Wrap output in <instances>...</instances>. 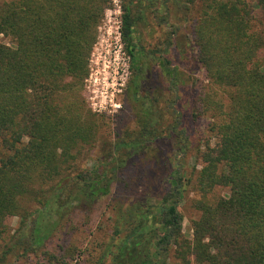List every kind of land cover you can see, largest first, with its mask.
<instances>
[{"label": "trees", "instance_id": "obj_1", "mask_svg": "<svg viewBox=\"0 0 264 264\" xmlns=\"http://www.w3.org/2000/svg\"><path fill=\"white\" fill-rule=\"evenodd\" d=\"M173 3L194 20L196 62L210 82L192 93L193 121L208 115L211 122L191 171L185 160L193 146L180 111L166 127L176 153L143 151L163 132L144 103L134 106L137 131L106 142L93 166L78 162L103 125L82 89L112 0H0V35L10 39L0 42V264H71L80 251L56 237L114 189L111 232L86 264H168L169 257L176 264H264V33L248 0ZM256 4L264 17V0ZM134 5H122L120 34L136 70L128 86L136 101L145 47ZM176 43L173 32L158 57L172 86L182 76L171 63ZM173 91L178 102L180 87ZM188 187L199 195L190 238L180 211ZM217 187L228 191L214 197ZM11 216L18 217L14 229Z\"/></svg>", "mask_w": 264, "mask_h": 264}, {"label": "rangeland", "instance_id": "obj_2", "mask_svg": "<svg viewBox=\"0 0 264 264\" xmlns=\"http://www.w3.org/2000/svg\"><path fill=\"white\" fill-rule=\"evenodd\" d=\"M125 1L112 0L111 7L105 11V16L99 25L97 40L91 52L89 75L84 81L82 97L87 108L99 117L103 125L100 126L98 139L78 154V162L82 168L93 166L105 154L103 148L106 142H116L119 137L126 135V132L137 131V126L140 124L139 112L134 106L140 104L142 107L144 103L145 106L142 108L151 115L152 126H159L163 132L162 136L155 139L150 147L143 151L150 156L156 151L160 156L165 154L173 156L176 153L177 139L167 135L166 127L173 125L176 118L175 111H180L184 128L193 146V150L185 160L187 169L191 171L195 163L194 151L199 142L207 138L208 126L211 122L208 115L201 117L197 122L192 119L191 99L194 87L210 86L204 70L196 62V48L192 34L194 20L186 17L173 0H169L166 7L163 5L164 0H135L136 15L142 17L138 19L137 28L145 52L139 62L142 72H140L138 100L133 101L127 88L136 70L131 66L120 34L122 5ZM248 1L255 9L254 13L258 18L255 26L264 33V17L257 7L256 0ZM152 2L154 4H151ZM173 32L177 45L173 48L175 55L171 63L182 72L181 80L176 86L171 85L170 77L162 71L158 59L162 54L160 50L164 47L166 37ZM2 41L9 43L10 39L0 35V42ZM177 48L182 52L178 54ZM260 56L264 58V50ZM177 87H180L178 102L175 100L177 93L173 91ZM219 94L224 95L222 90H219ZM223 98L226 102V95ZM134 134L132 133L131 136ZM139 153L140 159L144 158L142 153ZM152 160L154 161V158ZM227 191V188L217 187L212 196L223 195ZM115 194L114 189L111 195L103 197L92 209L77 215L74 224L70 223L56 237V242L59 243L66 238L67 247L71 246L80 251V255L72 259L71 264H86L89 259L100 255V245L106 241L111 232L113 210L110 204L113 198H117ZM132 194L129 193L126 198H131ZM198 196L192 187H188L180 205V211L184 216L183 234L188 238L192 236V220L199 216L192 205L193 199ZM6 221L12 229L18 225V217L11 216ZM168 264H176V261L169 257Z\"/></svg>", "mask_w": 264, "mask_h": 264}, {"label": "flooded vegetation", "instance_id": "obj_3", "mask_svg": "<svg viewBox=\"0 0 264 264\" xmlns=\"http://www.w3.org/2000/svg\"><path fill=\"white\" fill-rule=\"evenodd\" d=\"M127 89H129V88H127Z\"/></svg>", "mask_w": 264, "mask_h": 264}]
</instances>
